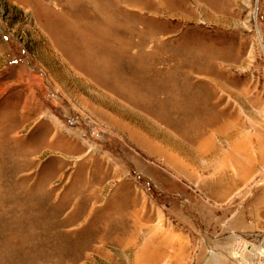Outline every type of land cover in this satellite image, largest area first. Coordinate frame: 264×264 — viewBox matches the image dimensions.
Masks as SVG:
<instances>
[{
	"label": "rangeland",
	"instance_id": "1",
	"mask_svg": "<svg viewBox=\"0 0 264 264\" xmlns=\"http://www.w3.org/2000/svg\"><path fill=\"white\" fill-rule=\"evenodd\" d=\"M261 231L264 0H0V264H237Z\"/></svg>",
	"mask_w": 264,
	"mask_h": 264
},
{
	"label": "built area",
	"instance_id": "2",
	"mask_svg": "<svg viewBox=\"0 0 264 264\" xmlns=\"http://www.w3.org/2000/svg\"><path fill=\"white\" fill-rule=\"evenodd\" d=\"M76 122L78 119H75ZM85 136V135H83ZM255 237V243L252 247H249L244 242H239L236 244V249L238 256L235 259L237 264H264V231L253 234ZM246 246V248H243ZM243 248V249H242Z\"/></svg>",
	"mask_w": 264,
	"mask_h": 264
},
{
	"label": "crops",
	"instance_id": "3",
	"mask_svg": "<svg viewBox=\"0 0 264 264\" xmlns=\"http://www.w3.org/2000/svg\"><path fill=\"white\" fill-rule=\"evenodd\" d=\"M220 256L218 257L216 254V257H214L210 264H229L230 257H229V251H220ZM233 263V262H232Z\"/></svg>",
	"mask_w": 264,
	"mask_h": 264
},
{
	"label": "bare ground",
	"instance_id": "4",
	"mask_svg": "<svg viewBox=\"0 0 264 264\" xmlns=\"http://www.w3.org/2000/svg\"><path fill=\"white\" fill-rule=\"evenodd\" d=\"M243 248H246V246H243ZM242 248V249H243ZM232 258H237V256H238V252H237V249L236 248H234V249H232Z\"/></svg>",
	"mask_w": 264,
	"mask_h": 264
}]
</instances>
